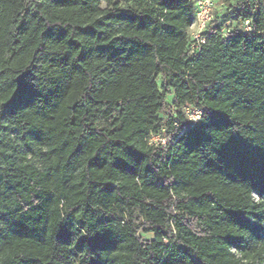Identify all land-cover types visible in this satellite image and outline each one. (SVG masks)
<instances>
[{
  "label": "trees",
  "instance_id": "16d2710c",
  "mask_svg": "<svg viewBox=\"0 0 264 264\" xmlns=\"http://www.w3.org/2000/svg\"><path fill=\"white\" fill-rule=\"evenodd\" d=\"M223 2L197 50L194 0H0V264H264V0Z\"/></svg>",
  "mask_w": 264,
  "mask_h": 264
},
{
  "label": "built area",
  "instance_id": "2783aa9c",
  "mask_svg": "<svg viewBox=\"0 0 264 264\" xmlns=\"http://www.w3.org/2000/svg\"><path fill=\"white\" fill-rule=\"evenodd\" d=\"M196 11L193 23L190 27V29L194 30L190 35L192 39L195 41V44L193 45V49H199L200 44L204 43L203 34L207 30L208 25L214 18V8H215V2L214 0H194ZM249 29V28H248ZM204 110L202 109H193L187 107L185 109V115L189 119V121L196 123L201 120L202 114ZM193 115H196V117H199V119H190ZM164 142L163 139H160L159 137H153L151 139V144H157V142Z\"/></svg>",
  "mask_w": 264,
  "mask_h": 264
},
{
  "label": "rangeland",
  "instance_id": "374dc122",
  "mask_svg": "<svg viewBox=\"0 0 264 264\" xmlns=\"http://www.w3.org/2000/svg\"><path fill=\"white\" fill-rule=\"evenodd\" d=\"M214 2H215V4H214L215 5V10H214L215 19H218L220 21H222V20L224 21L227 17V14H228V9H227L226 5L224 4L223 0H214ZM227 25L234 26L235 24L233 22H227ZM193 31L194 30L189 29V34H191ZM190 37H191V35H190ZM191 39H192V37H191ZM173 99H174V97H173L172 92H171L168 95L167 102L171 105L173 103ZM170 107H171L170 110H172L173 109L172 105ZM190 119H196V115H193ZM157 144L165 145L166 140H164V142L163 141L157 142Z\"/></svg>",
  "mask_w": 264,
  "mask_h": 264
},
{
  "label": "clouds",
  "instance_id": "9594fccd",
  "mask_svg": "<svg viewBox=\"0 0 264 264\" xmlns=\"http://www.w3.org/2000/svg\"><path fill=\"white\" fill-rule=\"evenodd\" d=\"M197 119H199V117H196Z\"/></svg>",
  "mask_w": 264,
  "mask_h": 264
}]
</instances>
